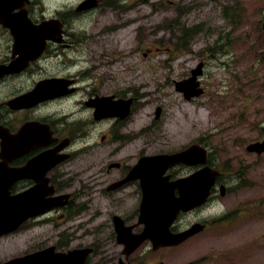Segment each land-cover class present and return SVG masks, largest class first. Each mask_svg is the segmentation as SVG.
<instances>
[{
	"label": "rangeland",
	"instance_id": "rangeland-1",
	"mask_svg": "<svg viewBox=\"0 0 264 264\" xmlns=\"http://www.w3.org/2000/svg\"><path fill=\"white\" fill-rule=\"evenodd\" d=\"M44 1L51 8L44 13L52 15L56 8L66 4L63 8L71 5L67 9L71 10L82 0ZM81 16L74 28L86 34L84 41L78 45L70 38L71 50L61 49L49 60V73L63 69L65 55L75 56L84 67L93 61L89 82H104V92L126 87L139 98L131 123L144 127V140L152 147L148 151L180 149L201 141L230 168L229 176L236 175L241 165L246 167L242 186L236 187L234 179L228 194L216 203L226 211L223 231L209 229L170 249L153 251L144 244L132 260L264 264V155L246 149L264 137V0H105ZM99 21L101 27L96 26ZM101 37L100 45L94 46ZM201 62L204 92L188 100L176 83L188 80ZM158 106L162 113L156 119ZM99 199L94 219L82 214L62 221L51 215L2 236L0 262L52 245L58 251L92 247L90 264L125 261L123 245L112 234L111 210L100 194ZM135 208L132 204L125 210L132 215Z\"/></svg>",
	"mask_w": 264,
	"mask_h": 264
},
{
	"label": "flooded vegetation",
	"instance_id": "flooded-vegetation-1",
	"mask_svg": "<svg viewBox=\"0 0 264 264\" xmlns=\"http://www.w3.org/2000/svg\"><path fill=\"white\" fill-rule=\"evenodd\" d=\"M104 1L82 0L71 10H67L71 5L63 8L65 4L56 8L54 14L46 15L44 12L51 10L46 1L41 3L40 0H20L17 6L13 4L8 7L10 12L0 13V133L16 135L27 124L39 125L45 131L44 138L35 144L22 147L18 143L13 145L11 159L7 163L11 169V177L13 176L10 185L12 196L17 199L32 189H38L43 204L39 205L41 208L35 205L27 209L29 204H34L27 202L22 212L16 210L14 217L19 215L21 222L17 223L10 233L43 218H50L51 215L62 221L76 215L82 217V214H86L88 220L94 219L99 201L102 200L99 199L100 194L111 210L109 220L115 240L121 244V240H130V235L135 239L140 238L146 228L141 217L145 190L144 177L140 172L143 166L142 158L156 154L171 155L196 143L208 149V161L198 165L178 162L165 168L163 176L173 183L206 166L217 167L221 173L210 189L206 201L192 209H181L170 227V232L177 234L199 223L204 225V229L187 240H193L209 229L218 227L220 232L223 231L226 226V211L220 210L216 203L226 196L231 188L230 182L233 183L234 179L224 170L222 163L216 165L213 150L208 147L210 145L199 141L180 149H159L156 153L154 150L148 151V148L152 147L144 140V127L131 123L132 116L137 114L139 98L130 95L129 88L102 91L104 82L99 81L96 85L89 82L93 61L84 67L78 63L75 56L65 55L64 67L56 73L51 74L47 70L49 60L58 57V51L71 50L72 40L78 45L84 41L82 38L86 34L76 33L74 24L81 19L82 14L97 9ZM21 15L24 16L22 26L25 30L16 33L9 19L16 21L14 26H18L16 19ZM102 24L103 21H99L96 26L101 27ZM102 41L101 37L99 42L96 41V45L93 44V39L90 43L99 46ZM159 107L162 113V107ZM258 141H264V137L255 142ZM246 149L258 157L264 155V151H249L248 145ZM45 155H49L44 158L47 162L35 165L34 161ZM3 161L0 139V163ZM222 161L230 164L228 160ZM245 168L242 165L237 168L239 180L243 177ZM179 193L176 188L175 195L179 196ZM84 195L93 197L80 199ZM132 195H135L136 199L132 200ZM132 204L136 208L130 215L125 209ZM194 214L193 221H186ZM52 222L56 224V221ZM5 235H0V238ZM144 244L151 245L149 241ZM48 247L50 246L22 256ZM86 248L92 252L94 250L92 247ZM137 250L127 254L123 245L125 261L128 264H147L145 259L132 260V255ZM18 257L21 256L11 259ZM122 260L124 259L119 258L118 262ZM88 261L89 257L86 264H90Z\"/></svg>",
	"mask_w": 264,
	"mask_h": 264
},
{
	"label": "water",
	"instance_id": "water-1",
	"mask_svg": "<svg viewBox=\"0 0 264 264\" xmlns=\"http://www.w3.org/2000/svg\"><path fill=\"white\" fill-rule=\"evenodd\" d=\"M1 1L2 3H5L7 0H0V3ZM15 1L18 2L20 0ZM21 22H23V20H19L20 24ZM202 68L203 64H200L192 71L193 75L189 80L177 83V90L183 91L188 99L200 95L203 91L201 88H198L200 82L197 80L198 76L202 74ZM160 113L161 108H158L157 118L160 116ZM42 132V129L35 124H31L24 126L16 135H11L7 132L0 133V137L2 138V157L4 158V163L7 164V162L10 161L14 143H18L20 147L26 145L30 146L44 138L45 133L41 134ZM248 150L256 151L258 153L263 152L264 141L250 144ZM142 160L143 166L140 168V172H142L144 177L143 186L145 190L143 202L141 204V217L146 224V229L140 238L136 237L135 239L130 235V240H121L126 244L125 252L127 254L133 252L145 239H150L153 242L154 249H157L160 246L180 244L196 232L200 231L202 225L200 226L199 224H196L187 231L172 234L170 232V225L181 209H192L206 201L210 194L211 187L215 183L217 176L220 174L218 169L206 166L196 171L191 176L177 180L173 183H170L168 178L163 176L165 168L178 162H185L192 165L206 163L208 160V151L197 144L192 145L187 150L179 153L147 156ZM36 161L37 160H35L34 163L35 165H38L39 162ZM46 162L47 159H44L43 163ZM5 164L3 165L6 166ZM1 172L3 171L0 169V234L12 230L17 223L19 224L21 222V217L19 215L18 217H12V215L15 216L16 210L18 211V209V212H22L27 202L34 203L29 204L27 209H30V207L35 205V207H40L39 205L43 204L38 189H32L25 195H20L17 199L15 197V201L14 196H12L9 191L11 182H13L11 180V178L13 179V176L9 178V181L3 182V179H5L6 176L1 174ZM6 174H10V172ZM176 188L180 190L179 196L175 195ZM5 189H7V194L3 193V190L5 191ZM40 208H38V210H40ZM88 253L89 250L83 252H81V250H76L68 253H56L52 247L22 258L8 261L5 264H85V259Z\"/></svg>",
	"mask_w": 264,
	"mask_h": 264
},
{
	"label": "trees",
	"instance_id": "trees-1",
	"mask_svg": "<svg viewBox=\"0 0 264 264\" xmlns=\"http://www.w3.org/2000/svg\"><path fill=\"white\" fill-rule=\"evenodd\" d=\"M223 167H224V170L228 173L230 171V168L226 165V164H223ZM231 178H235V181L237 182L236 183V187H241L242 186V176L240 177L241 180H239V177L236 175H231L230 176ZM239 180V181H238Z\"/></svg>",
	"mask_w": 264,
	"mask_h": 264
}]
</instances>
